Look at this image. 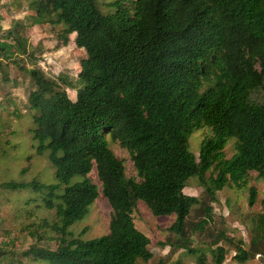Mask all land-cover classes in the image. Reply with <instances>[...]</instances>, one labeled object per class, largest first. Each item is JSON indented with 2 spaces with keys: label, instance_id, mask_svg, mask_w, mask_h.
I'll return each mask as SVG.
<instances>
[{
  "label": "trees",
  "instance_id": "1",
  "mask_svg": "<svg viewBox=\"0 0 264 264\" xmlns=\"http://www.w3.org/2000/svg\"><path fill=\"white\" fill-rule=\"evenodd\" d=\"M27 8L33 12L28 23L14 21L3 31L0 67L3 60H35L25 33L41 24L61 26L62 46L75 33L85 55L75 81L23 68L33 81L27 100L36 151L49 149L56 182L0 186L38 194L54 212L58 234L55 249L32 245L23 255L36 264L146 262L153 257L150 240L132 216L142 201L154 216H176L167 227L172 239L160 243L168 254L181 249L204 264L189 230L201 234L213 220L218 191L244 190L250 172L264 181V0H28ZM66 88L76 91L75 100ZM203 127L210 134L196 156L189 136ZM230 137L235 152L226 158ZM111 145L128 151L136 176H126ZM92 169L100 186L88 177ZM74 176L81 180L73 182ZM191 177L200 196L184 193ZM100 194L112 210L108 233L73 236L69 228ZM260 194L258 200L256 187H248V206L259 202L261 211L249 217L247 246L219 229L208 248L213 264H223L231 249L239 263L256 255L264 263Z\"/></svg>",
  "mask_w": 264,
  "mask_h": 264
},
{
  "label": "rangeland",
  "instance_id": "2",
  "mask_svg": "<svg viewBox=\"0 0 264 264\" xmlns=\"http://www.w3.org/2000/svg\"><path fill=\"white\" fill-rule=\"evenodd\" d=\"M28 0H0V40H4L3 31L7 30L14 21L28 23L29 15L33 14L27 8ZM61 26L54 28L51 24L30 26L25 35L34 53L35 60L23 56L17 64L11 61H1L0 67V183L3 181L26 182L31 179L51 184L56 182L54 167L49 161V149L38 154L36 140L32 134V111L28 109V94L33 89V81L28 72L23 68L36 67L46 77L57 78L67 75L73 81L80 71L79 62L84 50L75 46V33L69 36V43L62 46L57 33ZM8 40V39H6ZM6 74V75H5ZM6 77V79H5ZM68 96L75 100L76 91L66 88ZM210 134L207 127L194 130L189 136L190 150L197 156L201 141ZM235 138L230 137L225 147V156L229 158L235 152ZM115 155L122 159L127 177L136 176L133 163L127 150L118 145H111ZM90 180L100 186L95 169L88 174ZM81 180V176H74L72 181ZM184 193L200 196L201 187L197 179L191 177ZM254 185L258 190V200L264 191V181L256 177L255 172H250L249 183L244 190L225 187L217 192L218 201L213 203V220L199 234L189 230L188 236L191 245L204 254L205 263L213 264L208 248L211 246L212 235L224 228L229 236L235 240L242 239L247 246L250 234L247 227L249 217L260 210L259 202L254 207L247 204L248 187ZM196 187V189H190ZM188 191V192H187ZM34 199V200H32ZM225 199L227 201L225 202ZM111 207L102 196L90 206L88 215L72 225L69 230L75 237L89 239L108 233ZM197 214L191 212L189 221H193ZM136 227L149 237L148 248L153 257L148 261H139L140 264H182L195 263L196 255L187 254L184 250L169 253V246L160 243L172 239L167 227L175 220V214L154 216L148 207L138 201L132 212ZM56 222L53 211L42 206L40 196L29 191H11L0 186V264H36L23 252L32 245L55 249L57 247V233L52 228ZM247 228V229H246ZM226 233V234H227ZM231 234V235H230ZM224 244V243H223ZM200 254V253H198ZM234 251L231 249L226 255L223 264H260L261 257L246 263L235 260ZM263 264V262H262Z\"/></svg>",
  "mask_w": 264,
  "mask_h": 264
},
{
  "label": "crops",
  "instance_id": "3",
  "mask_svg": "<svg viewBox=\"0 0 264 264\" xmlns=\"http://www.w3.org/2000/svg\"><path fill=\"white\" fill-rule=\"evenodd\" d=\"M191 189H194V190H195V189H196V187H190V189H189V190H191ZM187 192H188V191H187ZM189 194H192V193H190V192H189Z\"/></svg>",
  "mask_w": 264,
  "mask_h": 264
},
{
  "label": "water",
  "instance_id": "4",
  "mask_svg": "<svg viewBox=\"0 0 264 264\" xmlns=\"http://www.w3.org/2000/svg\"><path fill=\"white\" fill-rule=\"evenodd\" d=\"M264 264V263H263Z\"/></svg>",
  "mask_w": 264,
  "mask_h": 264
}]
</instances>
